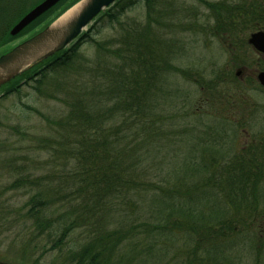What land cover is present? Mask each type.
<instances>
[{
  "label": "trees",
  "instance_id": "obj_1",
  "mask_svg": "<svg viewBox=\"0 0 264 264\" xmlns=\"http://www.w3.org/2000/svg\"><path fill=\"white\" fill-rule=\"evenodd\" d=\"M199 1L211 24L169 0H118L69 48L0 89L6 97L23 82L75 72L58 85L65 114L47 119L51 134L37 142L51 180L18 167L0 186V239L16 251L1 260L47 264L56 252L51 264H264V114L243 100L231 72L212 69L208 79L176 63L179 32L202 27L228 47L233 66L264 71V56L248 44L249 32L264 31V0ZM139 2L145 21L128 20L119 38L95 42L99 60L78 68L100 24L118 23ZM11 27L5 42L24 33L11 36ZM177 76L206 100H189ZM12 193L21 206L9 204Z\"/></svg>",
  "mask_w": 264,
  "mask_h": 264
},
{
  "label": "rangeland",
  "instance_id": "obj_2",
  "mask_svg": "<svg viewBox=\"0 0 264 264\" xmlns=\"http://www.w3.org/2000/svg\"><path fill=\"white\" fill-rule=\"evenodd\" d=\"M79 1L81 0H69L66 2L65 5L67 6L65 8L57 9L52 15L45 17L38 26L29 29L28 35L37 33L44 26L50 25ZM169 1L180 8L188 9L190 12L189 18H198L199 22L208 24L213 21L212 13L199 0ZM207 1L216 3L223 0ZM39 3H41V0H0V32L3 34L5 46L7 41L5 42L4 31L9 26L13 27L15 25L17 17L20 19ZM146 17V6L144 2H139L126 12L118 23H101L100 32L93 36L94 41L85 43L82 46L78 58V63L81 65L78 68H89L99 60L100 51L95 42L106 44L113 39H117L122 34L124 23L132 19L145 21ZM179 33L184 48L177 55L176 63L184 69L199 71L208 79L212 69L229 71L231 75L236 76L237 72L241 70V74L237 78L241 81L240 87L242 88V94L244 93L242 98L243 100H248L254 107L259 108L258 115L262 117L264 114V90L259 89L256 84L258 68L253 66L252 68L243 69L233 66L232 62L229 61L228 47L219 38H215L209 32L204 31L202 27L191 28V31ZM250 34L252 33L249 32L248 37ZM24 35L13 39L11 43L22 40ZM68 71L69 73L62 72L57 74L42 85L37 84V81H30L28 84L23 82L18 92L6 97L0 92V186H6L16 179L13 170L18 167H24L29 173H33L34 177H41L44 180L45 176L52 173L49 156L46 151L37 150V142L48 138L51 134L47 119H59L65 114V105L60 101L63 100L64 95H61L62 92L58 90V85L65 82L68 74L72 73L71 76L75 74L74 70ZM247 79L251 82L248 83ZM187 80L184 77L177 76L175 78L176 87L182 93H190L191 97L189 100H206L207 96L200 90V87L191 80ZM37 87L39 88L37 89ZM231 100H236V98ZM25 105L33 107L36 111L32 112L25 109ZM19 125L26 131L25 134L16 130V128H20ZM255 128L260 130L258 125H255ZM245 139L243 134L238 142L243 144ZM60 166L62 165H58L56 168L61 169L59 168ZM50 180L46 177L45 181L49 182ZM8 196L14 198L9 202L10 205H22L24 198L19 193H12ZM4 238L6 237L0 239V261L14 264L10 261L1 260L2 257H12L13 254H16L14 247H9L7 244L10 238ZM66 254V252H63V256H66ZM57 258L58 254L56 252L52 253L46 259V263L51 264V261ZM142 264L147 263L143 260Z\"/></svg>",
  "mask_w": 264,
  "mask_h": 264
},
{
  "label": "water",
  "instance_id": "obj_3",
  "mask_svg": "<svg viewBox=\"0 0 264 264\" xmlns=\"http://www.w3.org/2000/svg\"><path fill=\"white\" fill-rule=\"evenodd\" d=\"M62 0H44L27 13L11 30L17 36L26 27L50 11ZM118 0H81L79 9L63 22L57 18L50 25L0 56V89L11 84L24 73L43 64L58 53L66 50L89 30L97 18ZM73 6V7H74ZM71 7L70 9H72ZM69 9V10H70ZM248 44L264 56V31H256L248 37ZM241 70L237 72V76ZM257 82L264 89V71L257 72ZM0 264H10L0 261Z\"/></svg>",
  "mask_w": 264,
  "mask_h": 264
},
{
  "label": "flooded vegetation",
  "instance_id": "obj_4",
  "mask_svg": "<svg viewBox=\"0 0 264 264\" xmlns=\"http://www.w3.org/2000/svg\"><path fill=\"white\" fill-rule=\"evenodd\" d=\"M33 9V8H32ZM31 9V10H32ZM31 10H29L28 12H26L20 19H22L27 13H29ZM19 13V12H18ZM17 13V14H18ZM16 14V15H17ZM16 15H14V16H16ZM20 19L15 23V25L20 21ZM14 25V26H15ZM13 26V27H14ZM12 27V28H13ZM12 28L9 30V33L11 32V30H12ZM28 30H29V27H26L22 32H24L23 34H25L24 35V38L22 39V40H20V41H16V42H14V43H11L12 42V40H6L7 42H6V46H5V44L3 43V40H4V37H3V34L0 32V56L1 55H3V54H5V53H7V52H9L13 47H15V46H17L18 44H20L21 42H23V41H25L26 39H28V38H30L31 36H33L34 34H32V35H28L29 34V32H28ZM20 34V33H19ZM18 34V35H19ZM17 35V36H18ZM16 38H18V37H16ZM4 44V45H3Z\"/></svg>",
  "mask_w": 264,
  "mask_h": 264
},
{
  "label": "bare ground",
  "instance_id": "obj_5",
  "mask_svg": "<svg viewBox=\"0 0 264 264\" xmlns=\"http://www.w3.org/2000/svg\"><path fill=\"white\" fill-rule=\"evenodd\" d=\"M81 6V4H79V5H76V6H74L72 9H70V10H68L59 20H58V22H63V21H65V20H67L68 18H70L71 16H72V14L74 13V12H76L78 9H79V7ZM21 20V19H20ZM30 26V25H29ZM11 35V34H10Z\"/></svg>",
  "mask_w": 264,
  "mask_h": 264
}]
</instances>
